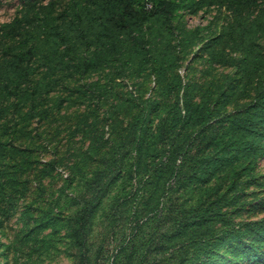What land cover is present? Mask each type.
<instances>
[{
	"label": "rangeland",
	"instance_id": "374dc122",
	"mask_svg": "<svg viewBox=\"0 0 264 264\" xmlns=\"http://www.w3.org/2000/svg\"><path fill=\"white\" fill-rule=\"evenodd\" d=\"M68 1L0 0V66L8 68L21 53V9L44 12L50 6L58 13ZM261 1L236 22L225 7H212L185 14L170 28L155 25L150 31L152 53H169L173 66L157 86L148 64L131 76H116L110 68L80 72L78 60L92 49L83 47L61 63L49 60L50 55L33 57L34 71L27 77L0 73V264H79L78 248L68 232L75 212L97 194L87 238L89 264H109L120 244L129 247L137 233L152 247L148 253L158 252L159 264L181 241L197 240L196 249H187L185 263L197 264L196 257L215 258L226 250L224 246L216 252L215 237L247 222L264 221V144L254 145L263 149L255 154L242 148L251 138L243 128L247 117L258 112L254 106L260 104L264 114ZM259 16L262 24L257 27L253 21ZM174 74L175 88L170 84ZM151 97L159 105L152 110L147 133L159 135V127L172 126L179 140L189 144L176 162L179 166L186 161L180 170L186 179L192 177L184 188H168L173 178L163 184L166 172L154 177L157 188L144 185L153 175L151 166L138 173L130 170L128 125ZM185 100L191 110L200 106L211 112V118L196 124L185 118ZM117 102L123 105L115 111L113 125H104V111ZM176 103L175 118L181 117L173 125L169 113L175 112ZM166 117L171 121L162 124ZM84 118L96 123L90 135L80 130ZM217 144L223 149L231 144L233 150L222 152ZM162 146L156 144L159 157L149 154L146 163L166 158ZM206 157L211 159L208 166L198 164ZM143 193L154 196L150 207L139 205ZM201 215L200 228L190 227L182 236L172 233L175 219Z\"/></svg>",
	"mask_w": 264,
	"mask_h": 264
},
{
	"label": "trees",
	"instance_id": "16d2710c",
	"mask_svg": "<svg viewBox=\"0 0 264 264\" xmlns=\"http://www.w3.org/2000/svg\"><path fill=\"white\" fill-rule=\"evenodd\" d=\"M259 3V0H69L58 13L52 12L50 6L48 9L44 8V12H36L33 8L25 6L23 10L21 9V22L24 23L21 27V53L8 63L10 64L8 68L0 66V73L6 75L21 74V78L27 77L34 71V67L30 63L33 57L40 55L49 57L50 55L49 60L57 59L61 63L64 58L70 56V53L83 47L85 50L92 49L78 60L75 67L79 68L80 72H86L88 69L110 68L116 76H131L134 73L144 72L146 70L145 66L148 64L150 71L155 74L157 86L167 70L172 73L173 66L169 53L162 56L152 53L150 34H153V32L150 33V31L155 25L170 28L173 27V22L183 15L196 14L199 11L206 12L212 7H225L233 14L234 22H236V20L242 19L245 11L250 10ZM261 3L264 4V0ZM147 4L150 5V8H147ZM31 14L32 16H30ZM253 22L257 27L262 24L260 16L256 17ZM12 26L5 25L7 29ZM240 30L243 32L245 29L241 27ZM60 48V53H57ZM127 72L129 73L127 74ZM115 75L111 78H115ZM174 76L170 84H173L175 88L178 84V78L176 74ZM170 84L165 85L169 86ZM158 103L156 99L148 98L144 101V107L136 113L133 122L128 125V128L131 127L132 129L130 150L133 154L130 170L132 173H138L139 170L151 166L153 175L145 179L144 185L153 184L157 188L160 183L154 181V177H159V172H166L168 177L163 184L169 183L168 179L173 178V184H167L168 188H184L191 182L192 177L186 179L180 170L186 161H183L179 166L176 162L188 152V142L185 144V142L179 140L178 129L176 130L175 127L168 125L163 129L158 128L161 132L159 135L151 133L152 136L148 137L151 134L147 133V123H149L150 116L153 114V108L158 106ZM122 105V103L117 102L111 105L112 110L104 111L102 117L104 125L110 127L113 125L114 113L120 111ZM184 105V117L193 118L195 124L197 121L204 122L212 116L211 112H203L200 106H194V109L191 110L187 100H185ZM254 107L258 109V112L247 117L245 121L247 125L243 128L251 134V138L249 143L242 144V148L249 149L251 154L260 153L263 150L255 147V144L259 141H263L264 144V114L260 111L263 107L260 104ZM173 110L175 112L169 113V115L174 118L172 123L175 125L181 117L180 115L179 118H175V114L179 115L177 103L174 105ZM152 118L154 119V117ZM170 121V117H166L161 123L164 124ZM95 124V122L84 118L80 130L85 135H90V131L96 129ZM163 137H165L167 143H165ZM95 140L96 138L92 137V141ZM158 142L165 145L162 146V152L166 153V158L159 162L146 163L149 154L158 156L157 151L160 148H156ZM218 146L222 152L233 150L231 144L226 145V149L221 148L220 145ZM89 153H92L91 145L89 146ZM216 156L218 157V155ZM207 158L201 160L198 164L208 166L211 159L207 160ZM176 165L180 168H177ZM100 175L98 174V176ZM137 184H140L139 180ZM98 198L97 194L75 212L72 219L73 226L70 227L68 232L73 245L78 248L79 264H89L90 262L87 251V238L98 206ZM153 199V195L143 193L140 196L139 205L150 207ZM202 216L197 218L185 217L182 220L175 219L172 221V233L177 232V236H182L187 233V229L190 227L200 228L204 221L201 220ZM138 222L135 227L140 229L142 224H138ZM138 234L131 240L129 247L120 244L109 264H144V260L152 258L155 262L149 261L147 264L160 263L156 262L155 259L158 252H155V255L148 253L147 250L152 247L146 244L145 236ZM189 240L181 241L178 248L170 252L164 264H185L188 261L187 249L198 247L197 240L193 238ZM212 246L216 248V252L224 246L227 248L223 253L217 252L215 258L212 256H208L206 259L196 257L195 261L199 262L197 264H231L234 262H239V264H264V221L247 222L238 227H233L222 235L215 237Z\"/></svg>",
	"mask_w": 264,
	"mask_h": 264
},
{
	"label": "built area",
	"instance_id": "2783aa9c",
	"mask_svg": "<svg viewBox=\"0 0 264 264\" xmlns=\"http://www.w3.org/2000/svg\"><path fill=\"white\" fill-rule=\"evenodd\" d=\"M147 8H150V5L149 4H147Z\"/></svg>",
	"mask_w": 264,
	"mask_h": 264
}]
</instances>
